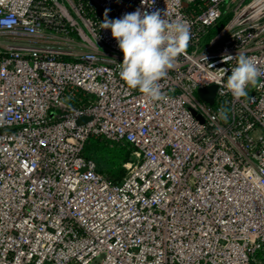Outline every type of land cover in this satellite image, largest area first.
I'll return each mask as SVG.
<instances>
[{"label": "built area", "instance_id": "2783aa9c", "mask_svg": "<svg viewBox=\"0 0 264 264\" xmlns=\"http://www.w3.org/2000/svg\"><path fill=\"white\" fill-rule=\"evenodd\" d=\"M137 9L190 26L166 101L101 28ZM241 52L264 69V0H0V264H264V88L225 87ZM92 138L128 146L119 180Z\"/></svg>", "mask_w": 264, "mask_h": 264}, {"label": "clouds", "instance_id": "9594fccd", "mask_svg": "<svg viewBox=\"0 0 264 264\" xmlns=\"http://www.w3.org/2000/svg\"><path fill=\"white\" fill-rule=\"evenodd\" d=\"M142 4L145 0H141ZM103 29H111L112 37L117 41L123 53V62L118 63L120 78L132 89L154 101H166L161 91L162 78L172 68L178 55L186 51L190 41V26L187 21H169L160 11L151 13L140 9L110 20L105 15L101 24ZM236 66L231 68L225 87L235 99L248 95L247 87L264 88V69L255 58L245 53L235 57ZM227 71V69H225ZM227 107L219 109V118L228 120Z\"/></svg>", "mask_w": 264, "mask_h": 264}, {"label": "trees", "instance_id": "16d2710c", "mask_svg": "<svg viewBox=\"0 0 264 264\" xmlns=\"http://www.w3.org/2000/svg\"><path fill=\"white\" fill-rule=\"evenodd\" d=\"M103 149H107L106 151L108 154L111 156L112 155V161H113V166L117 165L119 166L122 161H125L129 158V148L126 144H119L115 142H111L109 140H104V139H98V138H92L90 139L85 146V152L86 154L91 157L95 164L97 169L98 168V163L96 160V155L93 156L90 151H98L99 152ZM101 172V170H99ZM124 170L123 169H118V171L114 174H109L103 172L107 177H109L113 181L119 180L123 175H124Z\"/></svg>", "mask_w": 264, "mask_h": 264}, {"label": "rangeland", "instance_id": "374dc122", "mask_svg": "<svg viewBox=\"0 0 264 264\" xmlns=\"http://www.w3.org/2000/svg\"><path fill=\"white\" fill-rule=\"evenodd\" d=\"M107 149H103L99 152L96 151H90V153L95 156L96 155V160L98 163V168L101 170V172L109 173V174H114L118 171V169H123L125 171V163L127 160L122 161L119 166L114 165L113 166V161H112V155L110 156L108 152L106 151Z\"/></svg>", "mask_w": 264, "mask_h": 264}, {"label": "water", "instance_id": "95a60500", "mask_svg": "<svg viewBox=\"0 0 264 264\" xmlns=\"http://www.w3.org/2000/svg\"><path fill=\"white\" fill-rule=\"evenodd\" d=\"M214 91H215L214 85H208L206 87L199 88L197 90L199 96L202 97L205 101H207L210 104L213 102ZM79 121L80 120H78V122Z\"/></svg>", "mask_w": 264, "mask_h": 264}]
</instances>
